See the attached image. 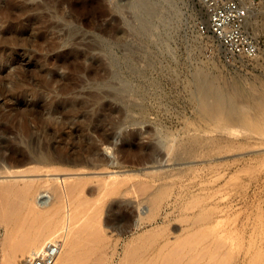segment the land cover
Masks as SVG:
<instances>
[{"label":"rangeland","instance_id":"rangeland-1","mask_svg":"<svg viewBox=\"0 0 264 264\" xmlns=\"http://www.w3.org/2000/svg\"><path fill=\"white\" fill-rule=\"evenodd\" d=\"M132 1L0 0V146L9 127L11 142H22L16 155L33 159L14 168L26 172L0 177L11 191L0 199V264L27 257L11 248L49 223L73 242L72 264H264V50L251 62L226 59L213 38L200 36L202 0L181 3L186 18L172 24L164 49L158 41L166 35L138 29ZM200 70L209 79H197ZM201 84L227 99L216 105L209 91L201 101L194 93ZM33 109L42 121L54 112L46 125L56 131L51 163L24 143L50 140L37 133ZM26 180L43 184L47 204L37 213L19 196ZM13 197L22 203L16 213Z\"/></svg>","mask_w":264,"mask_h":264},{"label":"bare ground","instance_id":"bare-ground-1","mask_svg":"<svg viewBox=\"0 0 264 264\" xmlns=\"http://www.w3.org/2000/svg\"><path fill=\"white\" fill-rule=\"evenodd\" d=\"M184 1L185 0H133L132 1V8H133V11H134V14L132 13V16L134 17V18H136V21H138L139 22V27H138V29L141 31V32H143V33H145L146 31H150V33H151V38H152V36H156V35H159V36H162V35H166L167 36V39H162V41H158V42H161V44H160V46L162 45L163 47H164V49L166 48H168L169 49V47H170V45H169V39H171L170 37H169V33H170V30H171V28H173V26H174V24L176 25V23H178V22H182L183 21V18L185 17V11L183 12V10H182V7L183 6H181V3H183V4H186V3H184ZM182 4V5H183ZM185 7H187V6H185ZM186 14H188V13H186ZM155 18V20L157 19V21H153V23H152V25L150 26V18ZM187 17H189V16H187ZM186 18V17H185ZM205 18H206V16H205ZM148 19H149V21H148ZM186 20V19H185ZM187 21H188V19H187ZM202 22H206V19L204 20V21H202ZM185 23V22H184ZM183 23V24H184ZM187 23V22H186ZM172 24H173V26H172ZM196 24V23H195ZM194 24V25H195ZM182 25V24H181ZM135 26H136V23H135ZM197 26V25H196ZM195 26V27H196ZM176 27H177V25H176ZM178 28H179V26H178ZM177 28V29H178ZM172 33V32H171ZM262 33H264V27H263V29L262 30H259V34H262ZM159 36H157V38L159 37ZM171 36V35H170ZM200 36H202V34H200ZM163 37V36H162ZM161 37V38H162ZM169 37V38H168ZM161 38H159L160 40H161ZM212 38V37H211ZM152 40H155V39H152ZM158 40V39H157ZM156 41V40H155ZM218 45L220 46V49H221V51L223 52V54L225 55V48H224V46L221 44V43H219L218 42ZM167 49V50H168ZM170 51V50H169ZM8 60H10V59H8ZM63 60V59H62ZM61 60V61H62ZM60 61V60H59ZM60 61V62H61ZM68 61V60H67ZM66 61V62H67ZM241 62H243V61H241ZM11 64V63H10ZM204 75L202 74L201 76H199L198 78H202ZM56 77H58V76H56ZM120 89H118V91H119ZM11 92V91H10ZM127 93V92H126ZM130 95H131V93H129ZM113 95H115V94H113ZM8 98H10L9 97V94H7L6 95ZM126 96V95H125ZM116 97L117 98H121V95H120V97H118L117 95H115V99H116ZM131 97V96H130ZM129 97V98H130ZM124 98V97H123ZM127 98V97H126ZM128 99V98H127ZM126 99V101H128L129 102V100H127ZM8 100V99H7ZM120 100V99H119ZM122 101H124V100H122ZM132 101L133 100H131V103H132ZM127 102V103H128ZM13 105H15V103L13 104ZM51 104H49V105H47L48 107L50 106ZM71 106H73L74 104H70ZM54 106V105H53ZM103 106V105H102ZM108 106V105H107ZM68 107V106H67ZM50 108V107H49ZM104 108V107H103ZM38 110H40V107H39V109ZM38 110H36L35 111V109H33V110H31L30 111V113H35L36 114V121H37V133L39 132H43L45 135H46V137H48L50 140H49V142L47 141V143H45L44 142V140H43V144H41V145H39V147H38V135H37V137H33V139H30L29 137H30V130H27V131H23V132H25V137L28 139L29 138V140L28 141H25L26 139H24V143H25V145L28 147V148H30L31 150H33V152L35 153L36 151H34V150H36V147L37 148H39V150L42 152V151H44L45 153L43 154H39V157H38V159H39V161H41V162H48V163H51V162H53L54 160H55V157H54V155H52V145H51V138L53 137V135H55V133H56V131H51V132H53V133H48V132H50L49 131V129H48V126H46L47 124H48V122L49 121H51L52 119H53V116H54V112L53 111H49V116L46 118V121H42V118L40 117V115H39V111ZM41 110H42V108H41ZM40 110V111H41ZM51 110V109H50ZM43 111V110H42ZM79 112V111H78ZM70 111H67V112H64V118H68L69 116H70ZM77 114V113H76ZM97 115H98V113H97ZM42 116V115H41ZM96 118V117H95ZM71 119V118H70ZM28 120H29V118H28ZM97 120V119H96ZM101 120V119H100ZM73 121V120H72ZM72 123V122H71ZM98 123H99V121H98ZM43 124V125H42ZM66 124V123H65ZM111 124V123H110ZM110 124H108V125H110ZM42 125V126H41ZM57 125V124H56ZM106 125V124H105ZM117 126V125H116ZM44 127H47V128H44ZM59 127V126H58ZM24 128V127H23ZM64 130H66L67 131V134H68V132H70L71 134L72 133H74V131L72 130V127H70V125L69 126H66L65 128H63ZM93 129H94V132H97L99 135H104V130H102L101 128H99V126L98 125H96L95 127H93ZM61 130V129H60ZM59 130V131H60ZM112 130V129H111ZM120 130V129H119ZM77 131V130H76ZM75 131V132H76ZM92 131V130H91ZM231 131H232V133L234 132L235 133V131L236 130H234V129H231ZM16 132V131H15ZM3 133L7 136V138L4 140V141H2V145L0 146V177H1V175H5V174H7V175H11V174H16L19 170H15L16 169V167H20L21 166V164H23L24 162H26V161H32L33 159H31V157H20L19 155L17 156L16 155V152L15 151H19L20 149H22L23 147H21V141H18V140H15V142H11V140H10V136H9V133H11V129L9 128V127H3ZM78 132H76L75 134H77ZM156 133H157V131H156ZM22 134H24V133H22ZM158 134V133H157ZM64 136H65V134H63ZM118 136L119 135V133L115 130V132H114V134L112 135V138H113V136ZM161 135V134H160ZM69 136H71V135H69ZM110 135H107L106 136V139H107V141H109L110 139H111V136L109 137ZM157 136V135H156ZM159 136V135H158ZM45 137V138H46ZM66 137V136H65ZM79 137V136H78ZM44 138V139H45ZM59 138V137H58ZM77 139V138H76ZM47 140V139H46ZM66 142V141H65ZM159 142H160V140H159ZM162 142V141H161ZM37 143V144H36ZM161 144V143H160ZM36 146V147H35ZM65 146V145H64ZM86 147V146H85ZM164 148V147H163ZM75 148H73V149H71V150H74ZM77 149V148H76ZM75 149V150H76ZM38 150V149H37ZM74 150V151H75ZM89 150H91V149H89ZM187 151V150H186ZM192 151V150H191ZM38 152V151H37ZM56 152H58L57 150H56ZM71 152V151H70ZM73 152V151H72ZM92 153V152H91ZM188 153V152H187ZM65 154H66V152H65ZM64 154V155H65ZM36 155H37V153H36ZM71 155V154H70ZM190 156H192V155H190ZM61 157H63V156H61ZM58 158V157H57ZM62 159V158H61ZM63 159H64V157H63ZM60 160V159H59ZM37 161V160H36ZM66 162V161H65ZM27 163V162H26ZM31 164H32V162H30ZM81 163V162H80ZM30 164V165H31ZM39 164H41V163H39ZM44 164V163H43ZM43 164H42V166H43ZM37 165H38V163H37ZM36 165V166H37ZM48 165V164H47ZM50 165V164H49ZM25 166V164L23 165V167ZM27 166H28V164H27ZM42 166H40V168L42 167ZM51 166V165H50ZM49 166V167H50ZM30 167V166H29ZM15 168V169H14ZM25 168V167H24ZM31 168V170H32V168H33V166H31L30 167ZM29 168V169H30ZM37 168H38V166H37ZM39 168V169H40ZM56 168V167H55ZM54 168V169H55ZM20 169V168H19ZM38 169V170H39ZM48 169H50V168H48ZM63 169H65V168H63ZM195 169V168H194ZM21 170V169H20ZM23 170H25V169H23ZM27 170H28V168H27ZM44 170V169H43ZM46 170V169H45ZM196 170V169H195ZM29 171V170H28ZM36 171V168H35V170H34V172ZM50 171V170H49ZM48 171V172H49ZM52 171V170H51ZM56 171H58V170H56ZM60 171V170H59ZM20 172H26V171H20ZM20 172H18V173H20ZM33 172V173H34ZM195 172V171H194ZM17 173V174H18ZM29 173L30 174H32L30 171H29ZM35 173H37V171L35 172ZM44 173V172H43ZM47 173V172H46ZM196 173V172H195ZM22 174H24V173H22ZM26 174H28V173H26ZM21 175V174H20ZM37 175V174H36ZM195 175H197V173L195 174ZM6 177V176H5ZM14 176H12V178H13ZM1 178H4L3 176L1 177ZM9 178V177H8ZM16 178V177H15ZM19 178V177H18ZM10 179V178H9ZM3 180V179H2ZM12 180V179H11ZM9 181V180H8ZM27 181V180H26ZM33 181V180H32ZM1 182V181H0ZM14 182V185H15V183H17V182H15V181H13ZM22 182V181H21ZM20 182V183H21ZM37 182V181H36ZM39 182V181H38ZM40 182H41V180H40ZM47 183H49L50 182V180H47L46 181ZM45 182V183H46ZM5 183V188L3 187V186H1V185H3V184ZM2 183H1V185H0V187H2V188H4V189H2L1 190V188H0V193H3V195H7V196H1V198L0 199H3L4 201L6 200L7 201V198H8V196H9V194H5V193H10L11 194V191H9L8 192V187L10 186V184H9V182H5V181H2ZM7 183V184H6ZM30 183L31 184H29V181H27V185L29 184V186H27V185H25V190L24 191H21L23 188H22V186H20V188L18 187V186H16V187H18V190L19 189H21V190H19L20 191V193H19V196L21 197V201H25L26 202V205L28 204V208H29V212L31 213V212H36L37 211V209H39V207L40 208H42L43 207V205H46L47 204V200H46V197H41V195H42V192H41V189L40 188H42V185L40 186V188H38L36 185H34L33 184V182H31L30 181ZM42 183V182H41ZM51 183V182H50ZM24 184V183H23ZM7 185H9V186H7ZM34 185V186H33ZM48 185H50V184H48ZM55 185V184H54ZM6 186H7V189H6ZM11 186H13L12 184H11ZM36 186V187H35ZM45 186V185H44ZM53 186V185H52ZM60 186V185H59ZM50 187H51V185H50ZM67 187V186H66ZM10 188H12V187H10ZM59 188H61V187H59ZM63 188H65V187H63ZM62 188V189H63ZM13 189H14V187H13ZM44 189V188H43ZM50 189V188H49ZM12 190V189H11ZM17 190V188H15V191ZM53 190V189H52ZM58 191H59V189H57ZM61 190V189H60ZM18 191V192H19ZM82 191V190H81ZM57 192V191H56ZM61 192V191H60ZM66 192V191H65ZM107 192V191H106ZM13 193V192H12ZM51 193V192H50ZM58 193V192H57ZM56 193V194H57ZM67 193V192H66ZM70 193V192H69ZM84 193V192H83ZM108 193H109V190H108ZM163 193V192H162ZM15 194H16V192H15ZM18 194V193H17ZM63 194V193H62ZM81 194V193H80ZM51 195V194H50ZM53 195V194H52ZM61 195V194H60ZM68 195V194H67ZM109 195V194H108ZM16 196V195H15ZM58 196V195H57ZM62 196V195H61ZM64 196H66V195H64ZM70 195H68V197H69ZM76 196V195H75ZM3 197V198H2ZM5 197V198H4ZM7 197V198H6ZM20 197H19V200H20ZM51 197V196H50ZM59 197V196H58ZM73 197V196H72ZM80 197V196H79ZM103 197H105V196H103ZM108 197V196H107ZM158 197V196H157ZM10 199H11V197H9ZM65 198V197H64ZM63 197H62V199H63V201L65 200ZM67 198V197H66ZM71 197H69V199H70ZM78 198V197H77ZM102 198V197H101ZM13 201H15V198L13 197ZM16 199H17V196H16ZM56 199V198H55ZM59 199V198H58ZM57 199V200H58ZM61 199V198H60ZM68 199V198H67ZM3 200H2V203H5V202H3ZM9 200V199H8ZM75 200V199H74ZM73 200V201H74ZM101 200V199H100ZM104 200V199H103ZM68 201V200H67ZM80 201V200H79ZM86 201V200H85ZM102 201V200H101ZM156 201V200H155ZM49 202V201H48ZM66 202V201H65ZM69 202V201H68ZM103 202V201H102ZM1 203V204H2ZM11 203H12V200H11ZM11 203L9 202V206H8V208H9V210H11L12 212H14V213H16L17 211V209L20 207V205L22 204H20L19 205V203L17 204L16 203V201H15V203H16V206L14 205V204H12V206H11ZM24 203V202H23ZM67 203V202H66ZM70 203V202H69ZM87 203V202H86ZM86 203H84V204H86ZM90 203V202H89ZM92 203V202H91ZM158 203V202H157ZM88 204V203H87ZM198 204V203H197ZM7 205V204H6ZM13 205H14V209H13ZM17 205H19V207H17ZM67 205H68V203H67ZM76 205V204H75ZM69 206V205H68ZM93 206V205H92ZM17 207V208H16ZM80 207V206H79ZM87 207V206H86ZM91 207V206H90ZM2 208H3V210H5L4 208H5V205H4V207L2 206ZM52 208V207H51ZM66 208V207H65ZM94 208V207H93ZM1 209V208H0ZM78 209H80V208H78ZM2 210V209H1ZM24 210H25V208H24ZM40 210V209H39ZM53 210V209H52ZM61 210V209H60ZM59 210V211H60ZM73 210V209H72ZM10 211V212H11ZM44 211V210H43ZM42 211V212H43ZM84 211V210H83ZM94 211H95V209H94ZM102 211V210H101ZM100 211V212H101ZM1 212V211H0ZM20 212V211H19ZM22 212V211H21ZM28 212V213H29ZM39 212V211H38ZM41 212V213H42ZM47 212V211H46ZM76 212V211H75ZM86 212V211H85ZM7 213V212H6ZM9 213V212H8ZM26 213V212H25ZM30 213H29V215H30ZM37 213V212H36ZM48 213V212H47ZM59 213V212H58ZM72 213H73V211H72ZM71 213V214H72ZM1 214H2V212H1ZM3 214H4V211H3ZM32 214H34V213H32ZM43 214V213H42ZM75 214V213H74ZM81 214V213H80ZM91 214V213H90ZM93 214V213H92ZM35 215V214H34ZM39 215V214H38ZM53 215V214H52ZM69 215V214H68ZM73 215V214H72ZM76 215V214H75ZM73 216L72 218H68V221H70V222H73V227L75 228L76 226H77V224H79L78 223V219H77V217L76 216ZM79 215V214H78ZM3 216V215H2ZM6 216H8V215H6ZM36 216V215H35ZM40 216H41V214H40ZM39 216V217H40ZM70 216V215H69ZM213 216V215H212ZM11 217V216H10ZM50 217H51V215H50ZM62 217V216H61ZM88 217V216H87ZM11 218H13V217H11ZM29 218H31V217H29ZM35 218H37V217H35ZM34 218V219H35ZM79 218V217H78ZM81 218V217H80ZM204 219H205V217H203ZM203 218H202V220H203ZM6 219V218H5ZM47 219V218H46ZM63 219V218H62ZM88 219V218H87ZM29 220V219H28ZM50 220V219H49ZM56 220V219H55ZM84 220V219H83ZM9 221V220H8ZM23 221V220H22ZM31 221V220H30ZM36 221V220H35ZM67 221V220H66ZM67 221V222H68ZM87 221V220H86ZM90 221V220H89ZM205 221V220H204ZM207 221V220H206ZM6 222V221H5ZM80 222V221H79ZM96 222V221H95ZM200 222V221H199ZM35 223V222H34ZM41 223V222H40ZM42 223H43V221H42ZM57 223V222H56ZM55 223V224H56ZM61 223V222H60ZM194 223V222H193ZM196 223V222H195ZM8 224V223H7ZM15 224V223H14ZM19 224V223H18ZM58 224H59V222H58ZM71 224V223H70ZM69 224V225H70ZM83 224V223H82ZM98 224V223H97ZM30 225V224H29ZM29 225H28V227H29ZM34 225V224H33ZM50 223H49V226L46 228V227H44L43 229H44V231L43 230H39L37 233L35 232V233H30L29 234V232L28 233H26L27 234V236L25 237L24 236V238H22V237H20V239H21V241H19L20 242V244L17 246L16 245V247H14L13 246V244H12V248L11 249H13V248H16L14 251H16L15 253H19V256L22 254V255H24V254H26L27 252L28 253H30V252H32L33 250H35V249H37V248H39V247H41V246H43L44 244H46V243H49V242H58V243H60V245H61V252H60V254H59V256L57 257V260H56V263L55 264H72L74 261V259H73V253H75L74 252V250L76 249L71 243H73V242H71V243H68V241H66V231L64 232V230H61V229H53V227H50ZM7 226V225H6ZM31 226H32V224L30 225V229L32 230V228H31ZM38 226H40V225H37L36 227L38 228ZM43 226V225H42ZM54 226V225H53ZM60 226V225H59ZM66 226V225H65ZM68 226V225H67ZM87 226H89V225H87ZM23 227V226H22ZM21 227V228H22ZM35 227V228H36ZM96 227V226H95ZM98 227V226H97ZM7 228H8V226H7ZM36 228V229H37ZM64 228V227H63ZM72 228V227H71ZM79 228V227H78ZM10 229H13V227L12 228H10ZM35 229V231H37ZM76 229V228H75ZM85 229V228H84ZM83 229V230H84ZM86 229H87V227H86ZM94 229V228H93ZM97 229V228H96ZM207 229V228H206ZM208 229H209V226H208ZM24 230V229H23ZM30 230V231H31ZM47 230V231H46ZM69 230H70V228H69ZM82 230V231H83ZM19 231H20V229H19ZM27 231H29V229L27 230ZM95 231V230H94ZM210 231V230H209ZM25 232V231H24ZM32 232V231H31ZM93 232V231H92ZM10 233H12V231H10ZM14 233V232H13ZM16 233H17V231H16ZM19 233V232H18ZM68 233V232H67ZM77 233V232H76ZM99 232H97V234H98ZM15 234V233H14ZM23 234V233H22ZM29 234V235H28ZM75 234V233H74ZM13 235V234H12ZM18 234H16V236H17ZM76 235V234H75ZM88 235V234H87ZM93 235H96V234H92L91 236L92 237H94ZM99 235V234H98ZM101 235V234H100ZM201 235V234H200ZM205 235V234H204ZM20 236H22V235H20ZM77 236V235H76ZM152 236V235H151ZM150 236V237H151ZM250 236H252V234L250 235ZM9 237V236H8ZM13 238H15V237H13ZM17 238V237H16ZM74 238V237H73ZM98 237H96V239H97ZM153 238V237H152ZM255 238V237H254ZM11 239V238H10ZM9 239V240H10ZM19 239V240H20ZM94 239V238H93ZM92 239V240H93ZM99 239V238H98ZM142 239V238H141ZM13 240V239H12ZM11 240V241H12ZM15 240V239H14ZM24 240V241H23ZM72 240V239H71ZM188 240V239H187ZM18 241V240H17ZM16 241V242H17ZM69 241H70V239H69ZM200 241V240H199ZM253 241V240H252ZM13 242V241H12ZM12 242H10V244L12 243ZM16 242H14V244L16 243ZM76 242V241H75ZM75 242H74V244H75ZM186 242V241H185ZM185 242H182V244L183 243H185ZM139 243V242H138ZM87 244V243H86ZM182 244L180 243V245L182 246ZM190 244H192V243H190ZM195 244H196V242H195ZM9 245V244H8ZM250 245V244H249ZM75 246H77L76 244H75ZM85 246V245H84ZM186 246V245H185ZM9 247V246H8ZM183 247H184V245H183ZM192 247V246H191ZM249 247V246H248ZM97 248V247H96ZM180 248V247H179ZM250 248V247H249ZM10 249V250H11ZM78 249V248H77ZM6 250V249H5ZM93 250V249H92ZM245 250V249H244ZM75 251H77V250H75ZM180 251H182V249H180ZM179 251V252H180ZM87 252H89V251H87ZM86 252V253H87ZM163 252V251H162ZM177 252V251H176ZM187 252H188V250H187ZM5 253V252H4ZM12 254V255H14L15 257H16V254ZM28 253H27V256H28ZM83 253V252H82ZM136 251L134 250L133 252H132V254L130 255L131 256V258H132V256L133 257H136L135 255H136ZM242 253V252H241ZM246 253V252H245ZM259 253V252H258ZM84 254V253H83ZM169 254V253H168ZM172 254V253H171ZM259 254H261V253H259ZM166 255V254H165ZM246 255V254H245ZM26 256V255H25ZM159 256V255H158ZM169 256V255H168ZM168 256L166 257V259L168 258ZM171 256V259H172V255H170ZM175 256V255H174ZM199 256H200V254H199ZM199 256H197V258L199 257ZM5 257V256H4ZM9 257V256H8ZM11 257V256H10ZM18 257V256H17ZM17 257H16V259H15V262L16 263H14V264H26V257L25 258H21V260H17ZM91 257V256H90ZM179 257V256H178ZM258 257V256H257ZM19 258V257H18ZM83 258V257H82ZM99 258V257H98ZM153 258V257H152ZM184 258V257H183ZM4 260L5 259H7V258H3ZM11 259V258H10ZM78 259V258H77ZM86 259V258H85ZM245 259V258H244ZM8 260V259H7ZM17 260V261H16ZM79 260V259H78ZM163 260H165L164 258L162 259V261ZM178 260V259H177ZM182 260V259H181ZM181 260H179V261H181ZM259 260V259H258ZM12 261H13V257H12ZM83 261V260H82ZM244 261V260H243ZM254 261V260H253ZM7 262V261H6ZM155 262V261H154ZM223 262V261H222ZM261 262V261H260ZM3 263V262H2ZM78 263H80V262H77V264ZM153 263V262H152ZM162 263V262H161ZM256 263V262H255ZM75 264V263H74ZM81 264V263H80ZM96 264V263H95ZM178 264H179V262H178ZM186 264H187V262H186ZM225 264H226V262H225ZM253 264V263H252ZM261 264V263H260Z\"/></svg>","mask_w":264,"mask_h":264},{"label":"built area","instance_id":"built-area-1","mask_svg":"<svg viewBox=\"0 0 264 264\" xmlns=\"http://www.w3.org/2000/svg\"><path fill=\"white\" fill-rule=\"evenodd\" d=\"M206 22L199 23L203 36L212 37L225 48L224 57L255 61L264 50V0H202ZM61 252L58 242L33 250L26 264H55Z\"/></svg>","mask_w":264,"mask_h":264},{"label":"water","instance_id":"water-1","mask_svg":"<svg viewBox=\"0 0 264 264\" xmlns=\"http://www.w3.org/2000/svg\"><path fill=\"white\" fill-rule=\"evenodd\" d=\"M150 19H151L150 20V26H151L153 21H155V18L153 17ZM134 21L137 23L135 18H134ZM148 21H149V19H148ZM142 34H144L146 37L151 36L150 31H146L145 33H142ZM202 74L204 76L202 78H198ZM194 75L197 79H204V80L209 79V76L202 70L197 71ZM128 88H129V86H128ZM209 91H211V94L209 96L212 97V99L214 100L216 105H218V104L221 105L223 103V101H225L227 99V95L222 90L215 88L213 85H210V84H201V85L197 86L194 93L199 97V99L201 101H203L207 97L206 93L208 94ZM201 92H202V94H201Z\"/></svg>","mask_w":264,"mask_h":264}]
</instances>
